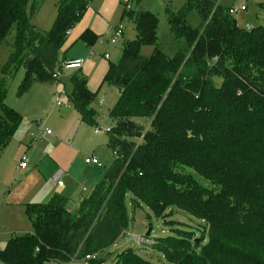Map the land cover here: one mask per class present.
<instances>
[{
	"label": "trees",
	"instance_id": "1",
	"mask_svg": "<svg viewBox=\"0 0 264 264\" xmlns=\"http://www.w3.org/2000/svg\"><path fill=\"white\" fill-rule=\"evenodd\" d=\"M29 1L0 0V43L15 30L0 69V152L22 121L4 103L5 76L23 68L17 96L33 83L52 85L67 33L92 0H59L48 30L31 22L39 3L32 0L27 11ZM126 4L122 17L130 18L136 36L102 79L118 89L106 133L113 159L73 211L59 194L25 204L31 231L12 235L0 262L101 264L97 253L128 227L131 196L133 207L143 204L156 217L178 209L204 222L200 237L191 231L153 239L168 264H264V25L240 27L217 0H184L166 9L171 43L163 51L155 14ZM191 12L199 16L197 26L187 21ZM97 39L88 28L78 36L89 47ZM143 44L153 47L150 55L141 54ZM78 70L66 97L93 127L94 93ZM137 118L148 119V128ZM115 264L162 263L126 248Z\"/></svg>",
	"mask_w": 264,
	"mask_h": 264
},
{
	"label": "rangeland",
	"instance_id": "2",
	"mask_svg": "<svg viewBox=\"0 0 264 264\" xmlns=\"http://www.w3.org/2000/svg\"><path fill=\"white\" fill-rule=\"evenodd\" d=\"M39 5L36 13L31 17V22L41 29H48L51 26L52 20L55 18V12L59 0H36ZM128 0H92L90 8L95 9L94 12L87 10L86 17L83 21H79L69 32L66 41L61 49L60 58L71 57H86V69L80 68L78 72L86 79V85L90 92L94 93V99L91 107L97 114V124L102 127L110 126V119L108 118L109 109L114 105L118 97V89L106 82H102L103 75L109 63L116 64L119 62L121 56V49L126 41H131L135 38L134 24L130 18H123L122 14L125 10V4ZM263 0H217V2L225 7L239 10L240 5L245 7L244 10H239L234 14L237 24L240 27L251 25L252 27L264 25V7ZM32 0L29 1L27 11ZM105 2L103 13L97 9L101 7V3ZM184 0H132L129 2L132 9L138 7L148 10L155 14L158 20L157 24V43L163 51H167L171 36L168 30V22L166 9L172 8L176 10L179 8ZM106 8V9H105ZM106 10V11H104ZM187 21L192 26H197L199 23V16L195 12H191ZM118 25L121 26L124 37L119 39L116 43H111L108 33ZM93 31L98 39L89 47L83 41L78 40V36L86 29ZM15 30L12 29L0 43V69L7 60L13 43ZM91 50V51H89ZM153 47L143 44L140 47V52L144 56L151 54ZM90 53V54H89ZM107 56L105 58L104 56ZM76 70H64L61 81L52 86L33 83L26 93L21 96L16 95L17 87L20 84L24 70L17 67L7 74L4 78V103L14 109L22 116V121L18 125L28 127V140L26 145L33 146L39 137L48 136L44 133L46 129L55 133V130H61L64 135L73 136L76 130V124L70 127L69 118H60L65 109L73 108L71 102L65 95H61L59 91L65 89L70 93L71 77ZM59 79V80H60ZM56 88L57 93H52ZM101 100V102H100ZM56 101H60L61 105L57 106ZM39 103V104H38ZM74 109V108H73ZM37 121V122H36ZM143 129L148 128V119L137 118ZM17 127V128H18ZM16 128V130H17ZM15 130V131H16ZM14 131V133H15ZM14 135V134H13ZM13 135L8 141L7 148L3 151L0 157V169L8 167L13 169L14 165H19L20 153L14 145L15 140ZM108 135L104 132L95 134L92 126H84L83 131L78 136L77 144H73L74 155L67 154V160L73 159V174L78 176L83 174L87 165L84 163V158L93 154L98 160L99 165L95 168L96 174L103 170L110 164L113 159L112 151L107 146ZM12 140V142H11ZM17 153V155H16ZM6 159V161H5ZM27 163V162H26ZM93 167V166H90ZM7 168H4L3 175ZM200 182L208 184L207 181L199 179ZM61 184L66 182L65 178H60ZM5 183V182H4ZM0 183V185L4 184ZM0 187V250L4 247L6 241L14 234L29 233L31 226L24 214V211H14L7 203V194L9 186L2 189ZM86 196V195H85ZM84 196V197H85ZM69 204V203H68ZM71 208V207H70ZM126 214L128 217V227L126 231L121 234L113 245L107 249L97 253L96 258L102 260L101 264H115L117 261V253L126 248H132L144 258L155 262L168 264V261L163 257L162 253L149 244H141L135 242L130 238V235L145 236L148 225L151 226L149 233L150 238L157 239L170 235L178 236L180 232L193 231L196 236L200 237L201 230L205 226L204 222L198 220L191 215L172 209V213L163 217H156L145 205L133 207L132 197L128 196L125 200ZM71 211L74 208L70 209ZM165 220L167 222H165ZM208 238V231L204 233V239L200 245H204ZM75 264V263H71ZM79 264H85L81 262Z\"/></svg>",
	"mask_w": 264,
	"mask_h": 264
},
{
	"label": "crops",
	"instance_id": "3",
	"mask_svg": "<svg viewBox=\"0 0 264 264\" xmlns=\"http://www.w3.org/2000/svg\"><path fill=\"white\" fill-rule=\"evenodd\" d=\"M90 5L91 3L89 4L87 10L94 12L95 9H91ZM100 6L101 7H99L97 10L103 13L105 2L101 3ZM87 12L83 14L82 18L80 19L81 21L84 20ZM36 28L44 30L39 27ZM123 37L124 34L122 38ZM74 58L82 57H71L64 59ZM82 59L83 64L81 68L84 67V69H86L85 64L87 59L86 57H83ZM59 81H61V79ZM52 93H57L56 88L52 91ZM60 114L61 119H70V127H73V125L75 126L76 124V130L70 140H68L69 137H66L61 130H55V133H45L46 135H49V137L43 136L42 134V137H39V140L33 146H30L26 145V142L28 140L27 126L20 125L15 133H13L14 135L12 140H15L14 145L18 149L17 153H20L21 155L19 163L23 155L25 156L27 163L24 168L19 167V165L17 164L14 165L13 169H8V167L6 166L1 168L0 172H4V168H7V170L5 171L4 175L3 173H0V183L5 182L4 184L0 185V187L4 189L5 187L9 186L6 200L10 208H12L15 212L19 210L24 211L25 204L44 202L48 200L53 194H59L68 198V208H75L80 199H82V197L90 192V190L100 177L101 170L98 172V176L95 170L98 165L86 164L85 162L84 163L87 165V167L85 168L83 174L74 176V160H67L66 156L67 154H75V152L72 151L74 150L72 145L77 144L78 136L83 131V127L87 125L81 122L77 111L73 108L65 109ZM7 145L5 146L3 151L7 148ZM3 151L1 152V154L3 153ZM3 158L4 155L3 157H0V164ZM65 177L66 182L63 181L61 185H58L59 179Z\"/></svg>",
	"mask_w": 264,
	"mask_h": 264
},
{
	"label": "built area",
	"instance_id": "4",
	"mask_svg": "<svg viewBox=\"0 0 264 264\" xmlns=\"http://www.w3.org/2000/svg\"><path fill=\"white\" fill-rule=\"evenodd\" d=\"M126 8H130V4H126ZM245 7L243 5H240L239 10H244ZM237 9L234 8H229V13L234 15L236 13H238ZM249 25L246 24L245 28L249 29ZM70 32V31H69ZM69 32L67 34H69ZM109 35V40L111 43H116L119 39L122 38L123 36V31L120 25H118L116 28L112 29L110 33H108ZM105 58H107V56L105 55ZM83 64V59L82 58H74V59H64L61 63V69H57L55 70V72L52 74V77L54 78V83L55 85L58 83L60 77L62 76V73L64 70H76V69H80L81 66ZM59 93L61 95H67V91L65 89H61L59 91ZM101 102V100H100ZM57 105H60L61 102L60 101H56ZM92 130L95 134L104 132V133H108L110 128L109 127H102L100 124H96L92 127ZM44 133L46 134H51V131L46 129L44 131ZM113 154H115V152H113ZM84 162L86 164H91V165H99V160L93 156V155H89L87 157L84 158ZM26 166V158L23 155L21 157V161L19 163V167L24 168ZM58 185H61V182H58ZM130 238L133 239L135 242L137 243H141V244H149L152 245L154 243V240L150 237H146V236H136V235H130ZM94 258V255H86V258ZM0 264H3L2 262H0Z\"/></svg>",
	"mask_w": 264,
	"mask_h": 264
},
{
	"label": "water",
	"instance_id": "5",
	"mask_svg": "<svg viewBox=\"0 0 264 264\" xmlns=\"http://www.w3.org/2000/svg\"><path fill=\"white\" fill-rule=\"evenodd\" d=\"M150 231H151V226H150V225H148V227H147V230H146V232L144 233V235H145L146 237H148V236H149V233H150Z\"/></svg>",
	"mask_w": 264,
	"mask_h": 264
}]
</instances>
